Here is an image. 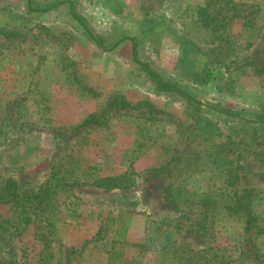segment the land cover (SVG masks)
I'll return each instance as SVG.
<instances>
[{
	"label": "rangeland",
	"instance_id": "1",
	"mask_svg": "<svg viewBox=\"0 0 264 264\" xmlns=\"http://www.w3.org/2000/svg\"><path fill=\"white\" fill-rule=\"evenodd\" d=\"M70 1L114 50L91 40L68 3L31 12L28 0H0V264H204L203 255L211 264H264V124L255 123L264 116V0H232L240 4L233 19L225 0ZM207 2L225 27L201 25ZM127 38L138 60L201 110L158 92ZM122 100L141 105L122 108ZM213 151L237 170L227 192L250 191L258 221L248 234L219 208L181 213L168 202L171 183L191 201L223 200L226 176L210 159L191 161ZM120 175L127 187L92 184ZM124 223L128 231L117 233Z\"/></svg>",
	"mask_w": 264,
	"mask_h": 264
},
{
	"label": "trees",
	"instance_id": "2",
	"mask_svg": "<svg viewBox=\"0 0 264 264\" xmlns=\"http://www.w3.org/2000/svg\"><path fill=\"white\" fill-rule=\"evenodd\" d=\"M68 3L70 10V15L73 16V18L84 28L86 33L89 35L91 40L100 48H102L104 51H112L114 50L118 44H115L109 48L104 47L102 42L98 40L93 33L91 32L86 20L78 15L74 9V2L70 0H64L59 1L51 4L50 6H42V7H34L33 1L28 0V8L31 12H49L51 10H54L55 8L59 7L60 5ZM224 5L227 8V12L231 13L232 16H230L232 19L235 17L240 16V12L237 9L240 5L239 3H233L232 0H225ZM210 2H207L206 6L200 7L198 9V16H199V22L204 28H210L211 30L217 31L219 28L225 27L226 24L223 22L226 18V16H222L219 18L215 15V13L210 11ZM127 40L132 42L133 45V57L134 61L138 63L141 67V69L147 74L150 81L153 83L155 89L158 92H164V93H172L176 94L186 101H188L193 107L200 111L201 108L204 106V104L199 101L194 95L183 89L180 85H178L175 82L165 80L153 67H151L148 63L142 62L138 60V46L137 41L134 38H127ZM143 104V103H142ZM141 104L133 105L131 103L125 102L122 100L121 106L122 108L127 109H133L139 107ZM207 106L211 109H214L219 112H227V110H219L215 106L211 104H207ZM228 113H231L228 111ZM234 115V114H233ZM95 120L92 122L91 119H88L85 121V124L90 123H96L98 121V118L96 116H93ZM260 120L255 121V123L264 124V116H258ZM203 161H207L210 159L209 163L215 166V169L220 170L222 174L226 176V180L224 182L223 189L221 196H224L223 200L219 201L218 198H214V194H201L198 196L199 198L195 201H191L188 197V192L183 186H176L174 183H171L169 186L165 188V194L168 199L169 204L171 207L178 212H187L189 209V205H195L198 207H202L204 209V213L209 211L210 209L216 210L217 208L223 210L228 218H232L236 222H239L241 224L242 230L244 234L250 233L257 224L258 217L253 211V208L251 206V200H250V191L246 190L243 194L238 193H230L227 192V189L234 185L235 182L239 179V176L237 174L236 168L232 165V162L227 160L223 154H219V151H213L209 152L207 154H204L202 156H198L194 158L195 163L198 162L199 159ZM176 160V159H175ZM189 161V160H187ZM193 162V164H194ZM179 163V162H177ZM176 163V164H177ZM186 166H184L185 168ZM191 166L188 167V169ZM187 169V170H188ZM158 170H154L153 173H157ZM186 174V173H185ZM76 183H84L87 182H80L81 180L75 179ZM92 184L96 187L105 188V189H114V188H124L127 187L128 184L125 181V175L120 176H106V177H95ZM7 188L9 191V195L16 196L15 192V185L11 181L7 183ZM194 195V194H192ZM25 216L21 218V222L23 224L24 228H27V226L32 222V218L28 213L24 214ZM23 228V229H24ZM129 229V223H124L122 228L117 229V233L124 235ZM21 234V232L19 233ZM170 236H172V232L168 233L164 238H157L158 241L164 242L167 240ZM179 249L176 250V252L172 253V258L174 259H180V256L177 254ZM188 251H184L181 254L183 255ZM197 253H194L191 255L189 253V256L192 258V256H196ZM204 260V264H211L210 259L203 255L202 256Z\"/></svg>",
	"mask_w": 264,
	"mask_h": 264
}]
</instances>
